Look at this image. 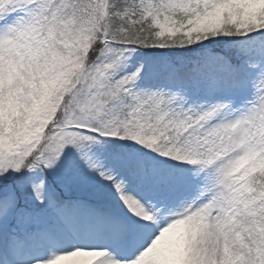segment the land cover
Returning a JSON list of instances; mask_svg holds the SVG:
<instances>
[{
	"label": "snow or ice",
	"instance_id": "6c2138e0",
	"mask_svg": "<svg viewBox=\"0 0 264 264\" xmlns=\"http://www.w3.org/2000/svg\"><path fill=\"white\" fill-rule=\"evenodd\" d=\"M0 264H264V0H0Z\"/></svg>",
	"mask_w": 264,
	"mask_h": 264
}]
</instances>
